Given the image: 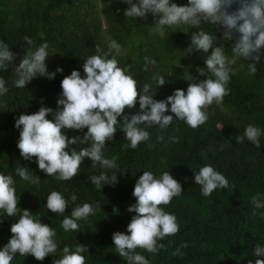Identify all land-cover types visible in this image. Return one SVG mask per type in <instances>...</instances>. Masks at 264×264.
<instances>
[{
    "label": "trees",
    "instance_id": "trees-1",
    "mask_svg": "<svg viewBox=\"0 0 264 264\" xmlns=\"http://www.w3.org/2000/svg\"><path fill=\"white\" fill-rule=\"evenodd\" d=\"M171 2L187 4V0ZM127 7L120 0H0V41L16 54L13 63L18 65L27 51L29 46L23 37L28 36L34 41V48L48 43L46 65L49 72H55L58 67L63 70L52 80L37 77L24 89L12 85L11 69L0 72L9 89L0 96V172L13 176L18 208L29 210L54 229L58 244L57 251L43 261L17 253L11 264H52L61 258L64 246L74 250L77 243L88 247V253L82 254L85 264H127L115 252L111 237L114 232L127 234V224L135 215L127 208L135 203L132 191L144 171H151L157 178L168 171L183 189L169 205H161L164 211L175 215L179 225L175 235L160 241L166 250L150 254L137 249L150 264H248L249 260L255 264V259H264L253 255L257 244L264 246V208L255 209L251 203L257 193L264 201V63L259 62L255 76L248 75L246 67L233 75L223 104L213 103L207 107L209 119L195 129L174 117L165 129L158 125L146 128L150 133L148 141L141 142L135 149H124L128 141L117 125L114 139L106 142L103 151L106 158H117L118 169L106 170L99 165L92 168L91 161L86 158L72 180L61 181L39 170L35 158L33 162L25 161L19 154L16 147L19 130L14 127L15 119L22 113H35L42 106L55 111L61 80L73 70L83 77V61L96 54V45L107 51L109 37L123 49L116 57L118 66H131L129 74L137 81L138 89L150 83L152 91H156L155 100L166 99L176 89L186 91L188 75L196 80L204 79L196 69L204 67L205 54L186 50L190 33L186 35L179 29H169L170 34L165 38L149 35L153 17L150 14L144 19L124 17ZM203 27L208 29L210 26L205 24ZM229 47L230 44H225L226 49ZM145 56L156 61V65H149L147 71L144 70ZM157 71L166 81L159 88L152 81ZM138 110L137 103L131 110L126 108L125 114H134ZM165 114L172 115L170 112ZM46 118L53 119L51 115ZM249 124L261 129L260 148L246 138L243 143L235 142V136L243 135ZM62 131L72 138L82 136L87 130ZM161 136L163 139H158ZM172 137L176 138L175 142ZM17 163L29 168L40 183L33 185L15 175ZM206 164L223 174L235 188H217L211 195L203 196L200 186L194 183L193 174ZM118 170H126L127 174L118 173L115 186L106 185L102 191H98L89 179L101 172L111 176ZM52 191L60 192L69 200L64 215L46 208L47 197ZM73 192L77 195L74 203L69 199ZM83 203L93 206L99 203L101 211L89 216L87 221H77V231H64L60 226L64 216H70L72 208ZM114 208L118 209L115 213ZM18 218L19 214L12 217L0 214V248L7 244L11 223ZM182 243H186L187 248L181 249L182 255L173 256Z\"/></svg>",
    "mask_w": 264,
    "mask_h": 264
},
{
    "label": "clouds",
    "instance_id": "clouds-1",
    "mask_svg": "<svg viewBox=\"0 0 264 264\" xmlns=\"http://www.w3.org/2000/svg\"><path fill=\"white\" fill-rule=\"evenodd\" d=\"M123 2L128 5L124 17L144 19L149 14L153 17L149 35L165 38L170 34L169 29H179L186 35L190 33L186 50L188 53L205 54L204 67L196 69L204 79L196 80L188 75L185 79L188 82L186 91L176 89L166 99L158 101L153 98L156 91H152L150 83L138 89L137 81L129 74L131 66H118L116 57L122 54L123 49L116 40L110 37L107 39V51L96 45V54L87 57L82 63L84 76L81 77L79 71L73 70L61 80V93L55 111L42 106L35 113H22L15 119L14 127L19 130L16 147L20 156L29 162L35 158L38 169L47 176H54L61 181L72 180L86 158L91 161L92 168L99 165L106 170L118 169L117 158H106L103 151L106 142L114 139L117 125H120L119 131L128 141L124 149H135L141 142L148 141L150 133L146 128L158 125L160 129H165L174 117L195 129L209 119L205 111L207 107L213 103L217 106L223 104V98L229 94L227 85L233 75L245 67L248 75L255 76L257 73V65L264 54V0H187L186 5H178L171 0ZM205 24L210 27L205 29ZM213 28L222 30V38L212 31ZM23 39L29 47L18 65L13 63L16 54L0 41V72L11 69L14 87L24 89L37 77L52 80L63 71L59 67L55 72L47 70V42L34 48L32 39L28 36ZM221 39L222 42H218ZM225 44H230V47L226 49ZM149 65L155 66L156 61L145 56V71ZM152 81L158 88L166 84L165 77L159 71L153 74ZM8 91L5 78L0 76V96ZM137 103V112L125 114L126 108L131 110ZM166 112L172 115H166ZM49 115L53 119H47ZM118 117L122 119L118 120ZM63 129L87 131L82 136L69 138ZM261 135L260 128L249 124L243 135H236L234 139L236 143H243L246 138L256 148H260ZM158 139L162 140L163 137ZM175 139L172 137L173 142ZM77 145L90 146L73 147ZM14 171L23 181L33 185L40 183V179L29 168L19 163ZM118 173L125 175L127 171L118 170L111 176L101 172L89 179L98 191H102L106 185L115 186ZM193 178L205 197L217 188H235L223 174L207 164L194 173ZM14 184L12 175L0 172V214L9 217L19 214L18 220L11 223L10 239L0 248V264H11L17 253L43 261L58 249L54 239L56 232L29 210L21 211L18 208L19 198ZM182 192L180 182L168 171L163 172L159 178L151 171H144L139 176L132 191L135 203L127 208L129 213H135L127 224V234L114 232L111 237L115 252L127 264H150L137 249L150 254L166 250L160 241L166 236L175 235L179 225L175 215L164 211L161 205H169ZM69 199L73 203L77 200L75 192ZM251 203L255 209L264 208L259 193L251 198ZM68 204L69 200L60 192L52 191L47 197L46 208L52 213L64 215ZM98 211H101L99 203L95 206L89 203L75 205L70 216H64L60 226L66 232L77 231V221H87L89 216ZM113 211L115 213L118 209L114 208ZM187 246L182 243L172 253L173 256L182 255L181 249ZM83 253H88V247L84 245L77 243L74 250L64 246L61 258L52 261V264H85ZM253 255L264 257V246L257 244ZM248 264L253 262L249 260ZM255 264H264V259H255Z\"/></svg>",
    "mask_w": 264,
    "mask_h": 264
},
{
    "label": "water",
    "instance_id": "water-1",
    "mask_svg": "<svg viewBox=\"0 0 264 264\" xmlns=\"http://www.w3.org/2000/svg\"><path fill=\"white\" fill-rule=\"evenodd\" d=\"M120 2L124 3L123 0H120ZM214 32L218 33L222 37V30L221 29L214 28ZM260 62L264 63V54L261 55Z\"/></svg>",
    "mask_w": 264,
    "mask_h": 264
}]
</instances>
